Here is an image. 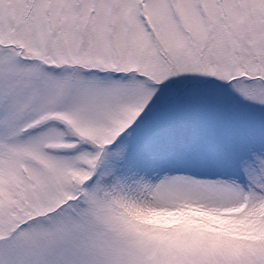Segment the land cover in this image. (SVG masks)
Masks as SVG:
<instances>
[{
  "label": "snow or ice",
  "instance_id": "obj_1",
  "mask_svg": "<svg viewBox=\"0 0 264 264\" xmlns=\"http://www.w3.org/2000/svg\"><path fill=\"white\" fill-rule=\"evenodd\" d=\"M0 264H264V0H0Z\"/></svg>",
  "mask_w": 264,
  "mask_h": 264
}]
</instances>
